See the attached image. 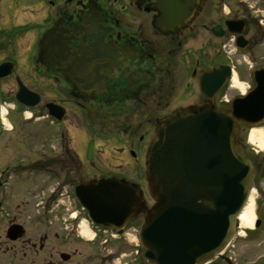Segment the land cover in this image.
<instances>
[{"label": "flooded vegetation", "instance_id": "flooded-vegetation-1", "mask_svg": "<svg viewBox=\"0 0 264 264\" xmlns=\"http://www.w3.org/2000/svg\"><path fill=\"white\" fill-rule=\"evenodd\" d=\"M182 2L197 9L195 16L164 32L158 0H0V68L6 70L0 77V142L12 115L57 126L55 146L42 153L29 146L28 159L0 167V264H146L140 232L157 205L146 163L160 122L183 108H230L244 95L229 91L235 76L240 83L246 79L250 92L256 73L264 71V0ZM54 28L63 29L56 33L71 50L59 62L53 49L43 48ZM75 68L76 76L70 72ZM213 72V82L221 84L207 88L213 95L207 100L201 80ZM21 86L29 108L17 100ZM55 107L60 122L51 114ZM65 122L95 127L108 141L97 147L90 138L86 151H79L65 139ZM116 134L127 142L119 146ZM24 176L44 183L18 190ZM102 180L142 193L138 216L120 230L93 224L76 197L77 187ZM52 181L58 184L50 189ZM66 194L76 210L66 206ZM262 210L255 209L252 230L238 223L235 240L210 264H264V252L257 250L264 246ZM243 241L254 252L240 254L236 246Z\"/></svg>", "mask_w": 264, "mask_h": 264}, {"label": "water", "instance_id": "water-1", "mask_svg": "<svg viewBox=\"0 0 264 264\" xmlns=\"http://www.w3.org/2000/svg\"><path fill=\"white\" fill-rule=\"evenodd\" d=\"M158 1L163 12L159 29L164 32L186 25L197 12L182 0ZM56 31L63 29H52L43 48L53 49L59 62L71 50ZM77 71L70 70L75 76ZM216 73L201 80L207 100L213 96L207 88L221 84L213 82ZM5 75L0 73V77ZM255 78L256 88L236 99L230 109L214 104L180 109L160 122L146 165L151 195L158 203L141 231L148 264H208L235 238L237 218L247 206L256 179L253 163L241 146L240 123L264 122V71ZM22 93L18 99L25 103ZM56 108H51V114L61 120ZM138 191L101 181L97 186L78 187L76 195L93 223L121 228L140 212L142 193Z\"/></svg>", "mask_w": 264, "mask_h": 264}, {"label": "rangeland", "instance_id": "rangeland-1", "mask_svg": "<svg viewBox=\"0 0 264 264\" xmlns=\"http://www.w3.org/2000/svg\"><path fill=\"white\" fill-rule=\"evenodd\" d=\"M27 41V40H26ZM25 42V41H24ZM246 82V79H244V81H241V84L244 85L245 90H247V85H245L244 83ZM230 92L233 93H243L242 88H240L239 86H236L234 88H230L229 89ZM178 105L181 104L179 102H177ZM7 110L5 109L4 112V116L7 118L8 116L6 115ZM42 113L44 114V112H40L39 115H42ZM38 120L36 121H27L25 120V117L23 116H11L10 117V121L12 123V127L8 126V132L5 133V135L3 136L2 141L0 142V167L1 165L4 164V166L6 164L9 163H17L18 161L24 159H28L27 155H28V150L30 148H28L29 146L31 148H33L37 153H42L44 151H48L46 150L48 147H50L51 145L55 146V144L57 143V140L55 139V133H57V126H52V125H56L54 123L48 124L46 119H40L37 118ZM70 119L72 120L70 122V120L68 122H70L73 125H76V121H75V116L71 115ZM65 122L63 123V125H61V128L65 129L66 131H68V134L66 133V140H71L74 147L79 150V151H86V148L89 144V139L93 138L95 140V142L97 143V147L102 145V143L106 144L108 139L105 138L104 136H102L100 134V132L95 128V127H88V126H83L82 122L80 123L79 127H74L73 125H71L70 123ZM13 125L14 127H16V129H13ZM83 126V127H82ZM59 130V129H58ZM254 130L252 128H243L242 129V145L244 148L245 153L248 155V157L250 158V160L255 163V159L258 157V162L255 163L258 165V174L256 177V190L254 192L253 195V199L255 201V208L259 207L260 210H264V203H263V197H264V151L261 150V148L256 147L255 145L251 144V142L249 141V136L251 131ZM256 130H260L262 132H264V127H259ZM117 137L116 139H120V145L126 143L127 140L125 141L124 137L122 135L116 134ZM256 150V151H255ZM258 152V154H257ZM256 165V166H257ZM29 176H27V178L24 176L22 178H20L19 180L17 179V182L14 181V183L16 182V184L18 183H24L21 184L19 186L18 190H25L27 188H41V185L44 183V179H35V181H32ZM58 182L57 181H52L51 183H49L50 189L52 188H56L57 187ZM53 195V194H52ZM63 201L66 203V206L72 209H75V203H74V199L73 196L70 195V197L68 196V194L65 195V198L63 197ZM57 204V203H55ZM60 206H63V203L59 204ZM76 210V209H75ZM262 210V211H263ZM242 230V229H241ZM245 231V230H243ZM243 233H240V236L243 237ZM240 236H238L239 238H241ZM258 237H262L261 235H258ZM141 243V242H140ZM142 246V245H141ZM239 247L241 248L239 250L240 254H246L245 252H247V254H250L252 252H254V247L253 244H248L245 243V241L239 243V245L236 246V248ZM256 249V248H255ZM257 250H261V252H264V246L263 248H257ZM237 250H234V252ZM140 252H141V260L144 261V252L145 249L144 247L140 248ZM248 257V256H247ZM145 262V261H144Z\"/></svg>", "mask_w": 264, "mask_h": 264}, {"label": "bare ground", "instance_id": "bare-ground-1", "mask_svg": "<svg viewBox=\"0 0 264 264\" xmlns=\"http://www.w3.org/2000/svg\"><path fill=\"white\" fill-rule=\"evenodd\" d=\"M237 79L238 76H235L234 85L239 86L240 88H242V91L245 92L244 85H242ZM249 141L251 142V144L261 148V150L264 151V132L256 129L252 130L249 136ZM255 209V201L253 198H251L248 205L245 207L239 217V223L242 230H252L254 228L256 221ZM83 235H90V232L88 231L86 225H83Z\"/></svg>", "mask_w": 264, "mask_h": 264}, {"label": "trees", "instance_id": "trees-1", "mask_svg": "<svg viewBox=\"0 0 264 264\" xmlns=\"http://www.w3.org/2000/svg\"><path fill=\"white\" fill-rule=\"evenodd\" d=\"M257 170H258V166H256Z\"/></svg>", "mask_w": 264, "mask_h": 264}]
</instances>
